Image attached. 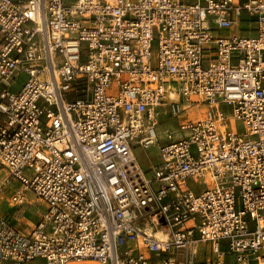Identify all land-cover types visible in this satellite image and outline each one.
I'll use <instances>...</instances> for the list:
<instances>
[{"label":"built area","instance_id":"obj_1","mask_svg":"<svg viewBox=\"0 0 264 264\" xmlns=\"http://www.w3.org/2000/svg\"><path fill=\"white\" fill-rule=\"evenodd\" d=\"M2 174L0 264H264V0H0Z\"/></svg>","mask_w":264,"mask_h":264},{"label":"rangeland","instance_id":"obj_2","mask_svg":"<svg viewBox=\"0 0 264 264\" xmlns=\"http://www.w3.org/2000/svg\"><path fill=\"white\" fill-rule=\"evenodd\" d=\"M154 51L155 48L153 49V52ZM182 102L184 103V101ZM205 111V105L200 104L198 106H193V108L188 113L191 118H198L203 116ZM158 112L159 114L157 118L159 121V126L156 129L158 143H156L154 146H151L147 150L136 148L133 152L137 162L139 165H141V167H151L158 163V146L160 143L165 141V133L167 131L177 132L181 123L180 118H174L167 109L164 111V108H160L158 109ZM237 126L239 127L238 129L240 131V125ZM3 178H5L4 174L0 176V180ZM27 201H31V203L30 205L25 206L26 218L30 222L36 221L38 216L43 214L45 210L44 204L38 201L32 193L27 194ZM7 206L10 207V204L7 200V195H4L0 198V215L2 214L3 216H8L10 213H12V211L8 210ZM24 225H26V223H24Z\"/></svg>","mask_w":264,"mask_h":264},{"label":"crops","instance_id":"obj_3","mask_svg":"<svg viewBox=\"0 0 264 264\" xmlns=\"http://www.w3.org/2000/svg\"><path fill=\"white\" fill-rule=\"evenodd\" d=\"M141 168L146 170V169H149L150 167L148 166V167H141ZM7 208L8 210L12 211V213H10L8 216H5V215L3 216L2 214L0 216L3 218L14 220L16 225L19 226L22 230H27L30 226H32V224H34L35 221L30 222L27 220L25 209L22 210L23 213L25 212V214H23L22 220H19L18 218H16L17 213L15 214V210L10 208L9 206H7ZM24 223H26V225H24ZM222 248H225V245H222ZM173 257L175 260H179V261L183 259L182 254L180 253H176ZM204 260H214L213 256L210 253V247L208 244H200L198 247L196 261L200 262ZM223 263L233 264V257L230 255L225 256L223 259Z\"/></svg>","mask_w":264,"mask_h":264},{"label":"bare ground","instance_id":"obj_4","mask_svg":"<svg viewBox=\"0 0 264 264\" xmlns=\"http://www.w3.org/2000/svg\"><path fill=\"white\" fill-rule=\"evenodd\" d=\"M158 156V155H157Z\"/></svg>","mask_w":264,"mask_h":264}]
</instances>
